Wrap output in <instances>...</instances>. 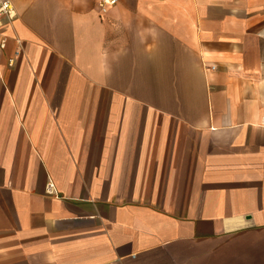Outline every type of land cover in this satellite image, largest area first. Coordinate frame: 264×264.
Returning a JSON list of instances; mask_svg holds the SVG:
<instances>
[{"label":"crops","instance_id":"crops-1","mask_svg":"<svg viewBox=\"0 0 264 264\" xmlns=\"http://www.w3.org/2000/svg\"><path fill=\"white\" fill-rule=\"evenodd\" d=\"M100 1L0 17V264H264V0Z\"/></svg>","mask_w":264,"mask_h":264},{"label":"built area","instance_id":"built-area-1","mask_svg":"<svg viewBox=\"0 0 264 264\" xmlns=\"http://www.w3.org/2000/svg\"><path fill=\"white\" fill-rule=\"evenodd\" d=\"M118 0H101L100 11L101 13L105 14L108 10L117 4ZM15 16V11L12 5L11 0H0V17H8L13 18ZM5 45V41L0 40V48ZM9 65H13V61H9ZM208 69L214 70L215 67L211 66ZM54 185L52 183L49 184L50 191L53 190Z\"/></svg>","mask_w":264,"mask_h":264}]
</instances>
